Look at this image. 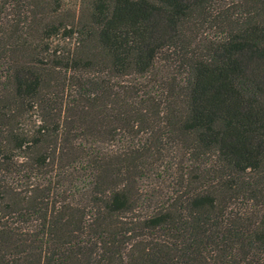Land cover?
Masks as SVG:
<instances>
[{"label":"trees","instance_id":"trees-1","mask_svg":"<svg viewBox=\"0 0 264 264\" xmlns=\"http://www.w3.org/2000/svg\"><path fill=\"white\" fill-rule=\"evenodd\" d=\"M0 264H264V0H0Z\"/></svg>","mask_w":264,"mask_h":264}]
</instances>
